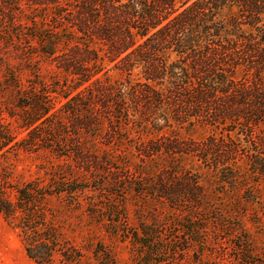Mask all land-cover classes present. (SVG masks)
<instances>
[{
	"label": "trees",
	"instance_id": "16d2710c",
	"mask_svg": "<svg viewBox=\"0 0 264 264\" xmlns=\"http://www.w3.org/2000/svg\"><path fill=\"white\" fill-rule=\"evenodd\" d=\"M15 149L61 162L55 193L104 191L182 217L139 224L141 264L163 262L152 256L170 230L203 254V217H226L206 175L221 195L264 177V0H0V155ZM31 185L0 174V212L29 210ZM219 224L233 263L256 264ZM46 248L24 245L30 258Z\"/></svg>",
	"mask_w": 264,
	"mask_h": 264
},
{
	"label": "rangeland",
	"instance_id": "374dc122",
	"mask_svg": "<svg viewBox=\"0 0 264 264\" xmlns=\"http://www.w3.org/2000/svg\"><path fill=\"white\" fill-rule=\"evenodd\" d=\"M204 136L205 133H197L193 137ZM60 164L45 151L15 149L0 155V174L6 176L10 185L22 187L31 183L36 190L29 210L17 208L12 216L0 212V264H141L142 255L129 239L135 230L140 231L139 224L151 225V219H155L157 224L173 227L182 219L172 215L165 205L150 200H122L88 188L55 193V182L63 176ZM212 176L206 175L205 181L215 194L217 208L226 217H203L208 221L211 237L208 250L201 255L193 251L194 247L180 250L181 233L170 230L165 234L167 240H163L164 253L152 256L163 261L158 264H234L233 251L225 241L231 234L229 230L222 231L220 221L234 225L236 232L250 243L255 263L264 264V177L242 183L255 188L252 193L229 191L221 195L215 182H210ZM8 193L15 205L14 192L8 189ZM249 195L255 202L245 201ZM28 221L30 229H24ZM39 242L46 243L44 251L48 256L28 257L24 245L34 247ZM40 251L38 247L32 250L34 255H42Z\"/></svg>",
	"mask_w": 264,
	"mask_h": 264
}]
</instances>
